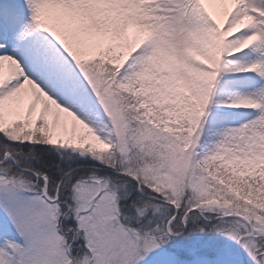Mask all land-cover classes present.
I'll return each instance as SVG.
<instances>
[{"label":"snow or ice","instance_id":"6c2138e0","mask_svg":"<svg viewBox=\"0 0 264 264\" xmlns=\"http://www.w3.org/2000/svg\"><path fill=\"white\" fill-rule=\"evenodd\" d=\"M0 264H264V0H0Z\"/></svg>","mask_w":264,"mask_h":264}]
</instances>
